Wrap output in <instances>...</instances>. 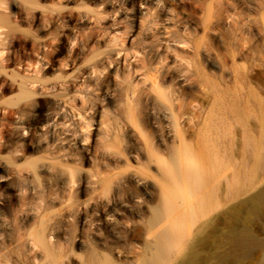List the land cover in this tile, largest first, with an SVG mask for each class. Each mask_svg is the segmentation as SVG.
<instances>
[{
  "label": "rangeland",
  "instance_id": "1",
  "mask_svg": "<svg viewBox=\"0 0 264 264\" xmlns=\"http://www.w3.org/2000/svg\"><path fill=\"white\" fill-rule=\"evenodd\" d=\"M0 13V264H150L172 171L189 158L207 171L213 147L239 200L264 182V0H2ZM251 227L246 264H264V218Z\"/></svg>",
  "mask_w": 264,
  "mask_h": 264
},
{
  "label": "bare ground",
  "instance_id": "2",
  "mask_svg": "<svg viewBox=\"0 0 264 264\" xmlns=\"http://www.w3.org/2000/svg\"><path fill=\"white\" fill-rule=\"evenodd\" d=\"M1 4L2 0L0 6ZM37 19L36 15L32 14L31 20ZM6 20L0 13V22ZM114 54L117 55L118 51H114ZM134 61H138V64L129 65L131 73L146 69L147 64L143 59ZM125 64L131 63H127L123 58L121 65ZM115 65L118 66V63ZM150 85L155 88L156 79L151 80ZM160 97L165 101L164 112L167 117L175 119V110L180 108L177 95L169 92L161 94ZM242 108L244 106L238 107L234 115H241ZM261 111L264 114L263 108ZM66 131L62 128L60 134L64 135ZM177 147L176 159L186 153L181 138ZM212 149L207 171L203 172L206 164L203 166L197 161L191 162L190 158L183 167L172 171L174 188L171 189V197L174 201H166L164 209L155 216L157 220H162L165 215L174 216L170 226L163 227L158 232L150 264L169 261L172 264H246L260 246L259 235L252 229L251 223H260L264 218V182L244 199L239 200L240 188L235 164H231V160L222 161L217 148ZM199 152L202 153L203 148ZM256 165H259L258 162ZM258 179L257 174L253 175L247 188H251ZM224 201L233 203L227 206L228 203L226 209H223ZM223 215L227 217L225 227H222ZM45 236L44 232H39L35 235V241L46 250ZM48 255L51 256L50 253Z\"/></svg>",
  "mask_w": 264,
  "mask_h": 264
},
{
  "label": "snow or ice",
  "instance_id": "3",
  "mask_svg": "<svg viewBox=\"0 0 264 264\" xmlns=\"http://www.w3.org/2000/svg\"><path fill=\"white\" fill-rule=\"evenodd\" d=\"M41 122H42V121H41ZM25 135H27V133H26Z\"/></svg>",
  "mask_w": 264,
  "mask_h": 264
}]
</instances>
